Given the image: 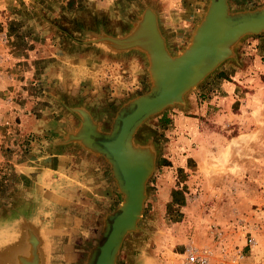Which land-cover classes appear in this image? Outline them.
I'll return each instance as SVG.
<instances>
[{"label":"rangeland","instance_id":"obj_1","mask_svg":"<svg viewBox=\"0 0 264 264\" xmlns=\"http://www.w3.org/2000/svg\"><path fill=\"white\" fill-rule=\"evenodd\" d=\"M64 1L0 0V116L7 118L15 111L8 109L7 114L4 110V104L9 101L16 102L25 115L29 112L33 115L34 111V104L27 102L45 104V100L26 98L27 91L15 94L11 84L3 81L11 74L7 70L10 61L5 52L14 48L13 38L30 35L37 38L19 52L20 65L36 66L46 79L54 81L55 63H78L86 51L79 45L81 31L102 28L108 34L118 35L131 26L144 7H150L155 13L167 50L172 55L177 54L187 44L208 0H198L200 6L194 8L189 4L196 0H82V9L73 12L59 10ZM227 4L231 12L264 6L262 0H227ZM48 5H55L53 13H49ZM251 37L254 36L242 39L235 47L234 57L205 79L223 78L235 84L238 88L235 94L240 100L230 108L233 116L215 120L216 114L211 112L204 120L207 131L187 175V204L171 211L151 210L146 198L137 224L139 230L124 237L115 264H137L144 258L149 259V264H180L183 251L189 246L206 252L210 264H264V68L251 50H247L246 41ZM88 51L93 52V57H103L93 48L89 47ZM134 56L139 65L137 75L141 78L138 88L130 92L120 89L121 96L116 97L108 85L91 90L85 97L87 110L100 123L103 132L108 131L112 118L124 102L148 90L145 63L139 54ZM14 57L12 62L17 63ZM47 65L51 66L50 70H45ZM223 68L227 69L228 76H222L220 69ZM40 79L37 77L32 95L44 99L46 95L40 91L47 93L52 86L47 87ZM24 88L31 90L28 85ZM52 94L55 97L56 93ZM76 99L77 94L69 101L75 103ZM173 111L167 108L164 113L179 112ZM156 117L142 124L136 132V141L157 144ZM7 121L12 133L0 130V137L4 134V138L9 139L6 141L31 135L32 144L26 150L20 148L24 154L45 138L43 131L23 132V128L18 130L21 136L17 137L15 129H20L16 125L22 123L20 117L11 115ZM10 147L7 142L6 149L0 150V161L14 151ZM1 178L5 177L0 169V181ZM0 191L5 192L3 184ZM1 202L0 198V206Z\"/></svg>","mask_w":264,"mask_h":264},{"label":"crops","instance_id":"obj_2","mask_svg":"<svg viewBox=\"0 0 264 264\" xmlns=\"http://www.w3.org/2000/svg\"><path fill=\"white\" fill-rule=\"evenodd\" d=\"M81 1L65 0L59 10L79 11ZM197 1L189 6L199 7ZM47 7L51 10L49 13L54 12L55 5ZM35 40L33 35L18 36L11 40L14 48L5 52L10 61L7 70L11 74L3 81L11 84L17 95L27 91L26 98L45 100V104L27 102L34 104L33 115L30 112L25 115L14 101L4 104L7 114L8 109L15 110L8 119L12 115L22 121L16 124L20 129H15V136H21L18 130L23 128V132L43 131L45 138L26 154L21 152L14 138L7 141L14 151L0 161L1 174L5 177L0 181V185L5 186V192L0 191V264H51V261L87 264L101 241L105 219L119 206L121 195L103 157L78 144L60 142L64 134L74 133L79 127V118L72 108L87 109L85 97L93 89L109 85L116 97L121 96L120 89L135 90L141 82L137 75L139 65L134 52L116 56L101 52L103 57L99 58L85 48L78 63H55L56 80H48L36 66L24 68L19 62L21 49ZM246 45L264 68V33L247 39ZM14 56L17 63L12 62ZM48 65L45 70H50ZM220 71L223 77L228 76L227 69ZM37 77L41 78L39 82L48 84L47 87L52 86L47 93L40 91L47 98L32 95ZM27 85L31 90L24 88ZM237 89L223 78L204 80L185 96L184 108H171L179 112L167 115L165 109L155 116L159 139L155 144L154 171L146 186L151 210L171 211L187 204V175L207 131L204 120L211 112H215V120L233 116L230 108L240 100L235 94ZM29 92L32 96H28ZM76 94L77 101L71 103L69 100ZM10 129L9 126L4 132Z\"/></svg>","mask_w":264,"mask_h":264},{"label":"water","instance_id":"obj_3","mask_svg":"<svg viewBox=\"0 0 264 264\" xmlns=\"http://www.w3.org/2000/svg\"><path fill=\"white\" fill-rule=\"evenodd\" d=\"M264 33V6L231 12L227 0H208L188 42L172 55L160 33L155 13L144 7L131 26L118 35L81 31L79 45L108 55L137 53L145 63L148 90L124 102L101 131L86 108H72L79 118L74 133L64 134L60 144L75 143L103 157L121 195L119 206L104 222L101 242L91 264H115L124 237L139 230L146 199V184L154 171L155 143H138L135 134L148 119L172 107H185V96L221 64L234 57L244 38ZM137 264H149L144 258Z\"/></svg>","mask_w":264,"mask_h":264},{"label":"built area","instance_id":"obj_4","mask_svg":"<svg viewBox=\"0 0 264 264\" xmlns=\"http://www.w3.org/2000/svg\"><path fill=\"white\" fill-rule=\"evenodd\" d=\"M6 119L8 120V118H6L5 116H0V130H4L5 128L9 127V121H7ZM0 138L2 139H0V150L3 151L6 149L7 141L4 138V134L3 137ZM16 144H20L21 146H19V148H21L22 150H26V148H28L32 144L31 135H25L21 137V139L16 140ZM180 264H210V261L208 256L206 255V252L198 251L194 247L189 246L184 249Z\"/></svg>","mask_w":264,"mask_h":264},{"label":"flooded vegetation","instance_id":"obj_5","mask_svg":"<svg viewBox=\"0 0 264 264\" xmlns=\"http://www.w3.org/2000/svg\"><path fill=\"white\" fill-rule=\"evenodd\" d=\"M77 33L80 34V32H77ZM100 242H101V241H100ZM100 242H99V243H100ZM99 243L97 244V246L99 245ZM96 248H97V247H96ZM95 250H96V249H95ZM94 252H95V251H94ZM94 252H93V254H94ZM41 264H42V263H41ZM51 264H58V263H57V261H55V262H54V261H53V262L51 261ZM61 264H63V263H61ZM64 264H65V263H64ZM71 264H74V263H71ZM81 264H83V263L81 262ZM87 264H91V261H88Z\"/></svg>","mask_w":264,"mask_h":264},{"label":"trees","instance_id":"obj_6","mask_svg":"<svg viewBox=\"0 0 264 264\" xmlns=\"http://www.w3.org/2000/svg\"><path fill=\"white\" fill-rule=\"evenodd\" d=\"M69 1H70V2L72 1V2H73V0H69ZM69 1H68V2H69ZM70 8H71V7H70Z\"/></svg>","mask_w":264,"mask_h":264}]
</instances>
